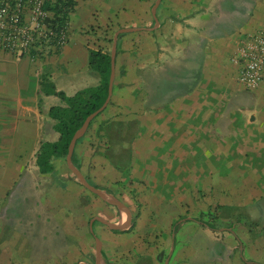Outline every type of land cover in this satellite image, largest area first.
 Masks as SVG:
<instances>
[{"label": "crops", "instance_id": "1", "mask_svg": "<svg viewBox=\"0 0 264 264\" xmlns=\"http://www.w3.org/2000/svg\"><path fill=\"white\" fill-rule=\"evenodd\" d=\"M156 1L78 0L69 41L58 52L34 60L0 50L4 264L17 257L99 264L97 240L102 264H122L146 223L172 227L205 215L214 226L205 218L216 205L249 220L227 229L242 243L235 264H264V231L241 235L252 223L264 226V84L242 90L232 62L264 26V0H162L158 26ZM121 29L135 31L118 38L112 99L78 140L73 163L91 186L129 209L126 228L113 230L98 220L91 227V221L123 223V208L80 185L66 159H53L49 174H41L37 159L43 143L60 140L50 111L63 105L42 94V77L68 97L99 86L90 51L107 52ZM193 209L203 211L198 216ZM195 224L213 231L190 221L177 235L172 230L173 242ZM254 235L253 251L243 243Z\"/></svg>", "mask_w": 264, "mask_h": 264}, {"label": "rangeland", "instance_id": "2", "mask_svg": "<svg viewBox=\"0 0 264 264\" xmlns=\"http://www.w3.org/2000/svg\"><path fill=\"white\" fill-rule=\"evenodd\" d=\"M112 42L107 48L108 53L112 51ZM240 88L247 91L241 86ZM133 128L134 126L131 127L130 131H133ZM78 182L81 185L79 179ZM201 211L203 210L193 209L191 213L198 215ZM208 212H211L212 218L206 217L205 219L213 221L216 231H208L199 224L191 225L189 228L183 229L178 240L175 241L174 239V242L172 227L169 224H164L163 221L157 222L156 226L146 223L138 232L140 239L136 242L135 249L132 248L130 253L125 254L121 259L122 264H213L217 262L219 264H235L241 254L240 246L227 232V229L231 227L232 223L237 224L242 220L249 221L248 218L244 214L237 215L236 212L226 210L220 205L213 206ZM250 229L249 231L243 230L241 235L243 233L257 234V232L264 231V226L253 225L252 223ZM132 230H136V227H133L131 232ZM244 244L249 250L256 248V235H254L253 240L252 237L245 236ZM245 246V251L248 252ZM106 249H109L108 244H106ZM1 250L3 249L0 246V254L6 252H1ZM5 259L0 256V264H4ZM92 260H94L93 257ZM8 261L10 264H36L33 259H22L21 257L10 258Z\"/></svg>", "mask_w": 264, "mask_h": 264}, {"label": "trees", "instance_id": "3", "mask_svg": "<svg viewBox=\"0 0 264 264\" xmlns=\"http://www.w3.org/2000/svg\"><path fill=\"white\" fill-rule=\"evenodd\" d=\"M3 1L5 0L0 2V6ZM77 4L78 0H45L42 9L44 12L50 14L45 20V25L51 29L53 37L50 38L47 44L45 43V40H41L39 42L40 51H32L29 55L31 59L36 58L38 55L39 58L49 56L61 49L60 47H55L57 35L63 30L69 29V17L70 14L74 12ZM47 46H51L52 50L45 51ZM89 65L90 69L100 76V85L80 91L74 97H68L63 92L57 91L47 77H42V94L56 96L61 100L63 105L52 108L50 111V118L57 121L55 130L60 134V140L55 144H42L37 159V165L41 174H49L53 172V159L67 158L69 145L74 136L83 127L87 118L99 111L105 105L109 97V85L112 73L111 53L105 52L103 49L91 50ZM101 114H99L96 119L100 117ZM72 161L73 163L76 162L75 153L73 154ZM204 217L205 215H201L200 218L197 219H179L172 226L173 234L177 235L182 226L190 221L203 224L209 229L215 231L216 229L212 224L203 220ZM235 238L238 241L239 246H241L242 243L240 239L236 235Z\"/></svg>", "mask_w": 264, "mask_h": 264}, {"label": "built area", "instance_id": "4", "mask_svg": "<svg viewBox=\"0 0 264 264\" xmlns=\"http://www.w3.org/2000/svg\"><path fill=\"white\" fill-rule=\"evenodd\" d=\"M45 0H5L0 6V50L15 56H29L40 51L39 42L47 44L53 37L45 25L50 16L43 11ZM68 30L56 38L55 47L63 48L69 41ZM37 45V46H36ZM52 50L47 46L45 51ZM39 58V55L37 56ZM34 58L38 59V58ZM232 62L238 68V81L249 91L264 84V26L233 54Z\"/></svg>", "mask_w": 264, "mask_h": 264}, {"label": "water", "instance_id": "5", "mask_svg": "<svg viewBox=\"0 0 264 264\" xmlns=\"http://www.w3.org/2000/svg\"><path fill=\"white\" fill-rule=\"evenodd\" d=\"M162 0H157L153 9H152V15L153 18L155 19L157 26H158V18H157V10L159 5L161 4ZM135 31V29H121L120 31H118L115 34L114 37V43H113V48H112V52H111V61H112V73H111V78H110V85H109V97L105 103V105L96 113H94L93 115H91L90 117L87 118V120L85 121L83 127L77 132V134L74 136V138L72 139L70 145H69V152H68V156L66 158L67 161V165L69 167V169L72 171V173L80 180L81 184L83 185V187H85L88 191L98 195L102 200H104L106 203L112 204V205H117L121 208H123L126 213H127V221L123 222V223H119V224H111L107 221H105L102 218H96L94 220L91 221V227L93 226V223L95 222V220H98L104 224H106L108 227H110V229L113 230H122L124 228H126V226L129 224L130 222V211L129 209L120 201L118 200H112V199H108L106 198V196L100 192L99 190H97L96 188H94L93 186H91L87 180L85 179V177L82 175V173L74 166L73 162H72V158H73V154H74V150L76 147V144L78 142V140H80L86 133L87 129L89 128L90 124L92 123V121L94 119H96V117L103 113L105 111V109L108 107L112 96H113V90H114V81H115V76H116V57H117V46H118V38L121 34H126V33H130ZM97 246H96V251H97V259H98V263L102 264V246L99 240L96 241ZM83 264H87V263H83Z\"/></svg>", "mask_w": 264, "mask_h": 264}]
</instances>
